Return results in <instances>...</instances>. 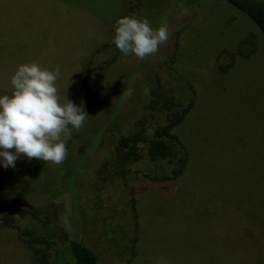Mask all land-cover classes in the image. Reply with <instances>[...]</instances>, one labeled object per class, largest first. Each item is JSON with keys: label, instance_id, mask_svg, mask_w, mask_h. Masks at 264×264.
Here are the masks:
<instances>
[{"label": "rangeland", "instance_id": "1", "mask_svg": "<svg viewBox=\"0 0 264 264\" xmlns=\"http://www.w3.org/2000/svg\"><path fill=\"white\" fill-rule=\"evenodd\" d=\"M130 3L0 0V96L12 94L18 66L35 61L58 66L61 102L83 103L89 115L62 164L25 156L15 167L0 163V199L38 209L37 219L0 212V264H67L68 239L90 247L98 264H217L222 256L224 264H264L252 243L264 247V38L220 0H139L135 13L154 29L166 24L170 38L138 61L113 43ZM189 99L194 106L173 133L198 162L191 183L200 206L188 208L199 211L191 217L170 211L178 195L194 199L182 181L163 180L172 168L150 161L145 143L138 161H115L127 150L116 149L119 136L140 131L151 140L164 114ZM230 211L244 213L246 225L219 216ZM250 224L261 231L252 234Z\"/></svg>", "mask_w": 264, "mask_h": 264}, {"label": "clouds", "instance_id": "2", "mask_svg": "<svg viewBox=\"0 0 264 264\" xmlns=\"http://www.w3.org/2000/svg\"><path fill=\"white\" fill-rule=\"evenodd\" d=\"M169 38L166 24L154 29L148 18L131 14L117 20L113 43L125 56L143 61ZM60 75L58 66L49 70L35 61L18 66L11 78L12 94L0 96V163L4 168L15 167L21 156L54 165L67 158L73 130L78 133L89 115L83 103L77 106L66 96L61 102L56 86Z\"/></svg>", "mask_w": 264, "mask_h": 264}, {"label": "trees", "instance_id": "3", "mask_svg": "<svg viewBox=\"0 0 264 264\" xmlns=\"http://www.w3.org/2000/svg\"><path fill=\"white\" fill-rule=\"evenodd\" d=\"M225 2L226 4L232 6L240 13L244 14L250 22L255 26V28L259 31V33L264 38V0H220ZM134 3L131 4L127 9V15L136 14L138 17V13H135V9L139 3V0H132ZM138 10V9H137ZM243 43L247 44L250 48H254V42L252 39H246L243 41ZM90 45V43H87ZM89 48V46H88ZM253 50L248 51L247 54H245V57H248ZM224 70V69H222ZM154 91H152V94ZM83 94L86 98H88L89 95V89L84 84L83 85ZM156 95V94H155ZM158 100L162 101V107L164 105H175L170 102V100L163 98L161 95L155 96ZM155 101V99H153ZM152 100V102H153ZM194 106V100L189 99L188 103L185 105V107L181 108L179 112L176 113H166L164 114V123L156 126L153 132V136L151 140L144 141L141 132L136 133H129L128 135H121L117 139L116 143V149L120 146H126L127 150L126 152L117 153L115 155V161L118 165L126 161L127 158H129L130 162H136L140 159L139 149L138 145L140 143H145L147 145L146 153L145 155L150 161H157L161 162L167 169L170 167V171L165 173V176H163V180H169V181H182L184 186V189L187 190V193H189V196L194 199V204H187L182 201V197L178 195V197L174 198L173 204L170 207V211L174 213H178L181 216H197L199 213L198 210H195L199 208L200 202L197 201L198 198V192L196 190H193L192 188V180L194 176L197 173L198 170V162L193 163L192 159L194 156H196L195 153H193L192 150H188V146L183 143V141H180L178 136L173 133V130L178 127L182 121L185 120L189 112ZM155 103L153 108L154 112H160L155 110ZM167 109V108H165ZM150 110V108H149ZM70 141L67 143V148L69 147ZM187 147V148H186ZM203 152V151H202ZM175 159V160H174ZM5 188L4 181L0 180V196ZM178 190V189H177ZM176 190V191H177ZM188 198V195H187ZM1 200H3L1 202ZM215 210H221L222 205L220 202H215ZM24 207L19 208L16 206L15 202L0 199V212L2 213H9L11 210H14L15 213L18 216H23L24 214H30L34 219H37V212L38 209L31 208V206H27V204H23ZM191 207H195V209H188ZM197 207V208H196ZM213 207V205H212ZM182 209V212H181ZM230 211V213H221L219 216H231L235 217L234 219L237 221H241L244 226L246 225L245 222H243L241 219L244 213L239 212H233ZM200 215V214H199ZM177 216V215H176ZM205 216V215H204ZM203 216V217H204ZM199 217V216H198ZM202 217V220L204 219ZM238 226H240V230L244 227L240 222H237ZM251 231L252 234L256 235L261 230L257 228L254 224L247 225ZM262 228H264V224L260 225ZM136 231V228H135ZM136 242V239L133 238L132 242V249L133 245ZM29 243V242H27ZM255 243V245L260 249L261 256L259 257V260L264 262V247L261 246V240ZM28 249L32 251L31 246L27 245ZM64 255L67 260V264H98V258L96 253L87 245H85L82 241L77 240H71L68 239L64 245ZM222 260V261H221ZM251 259H249L245 264H248ZM217 264H224V256L221 257V259L217 260ZM233 264H242L241 262H237L236 260L233 261Z\"/></svg>", "mask_w": 264, "mask_h": 264}]
</instances>
